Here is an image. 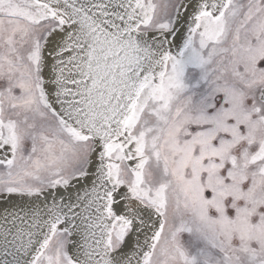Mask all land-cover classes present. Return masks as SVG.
Wrapping results in <instances>:
<instances>
[{"label":"snow or ice","instance_id":"6c2138e0","mask_svg":"<svg viewBox=\"0 0 264 264\" xmlns=\"http://www.w3.org/2000/svg\"><path fill=\"white\" fill-rule=\"evenodd\" d=\"M0 264H264V0H0Z\"/></svg>","mask_w":264,"mask_h":264}]
</instances>
